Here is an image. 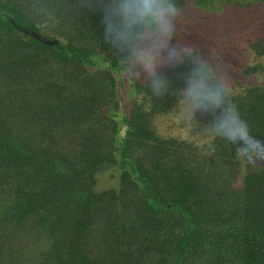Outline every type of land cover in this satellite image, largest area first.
<instances>
[{
  "label": "trees",
  "instance_id": "16d2710c",
  "mask_svg": "<svg viewBox=\"0 0 264 264\" xmlns=\"http://www.w3.org/2000/svg\"><path fill=\"white\" fill-rule=\"evenodd\" d=\"M73 3L0 0V264H25L21 242L31 264H264V156L238 159L214 137L201 159L157 136L142 106L124 114L103 13ZM251 48L264 58V39ZM188 70L160 74L181 88ZM145 89L152 113L179 103ZM231 96L264 141V83ZM212 119L197 113L202 128ZM108 166L120 185L99 192Z\"/></svg>",
  "mask_w": 264,
  "mask_h": 264
},
{
  "label": "clouds",
  "instance_id": "9594fccd",
  "mask_svg": "<svg viewBox=\"0 0 264 264\" xmlns=\"http://www.w3.org/2000/svg\"><path fill=\"white\" fill-rule=\"evenodd\" d=\"M73 9L79 16L86 11L103 13V41L118 53L126 77L143 75L153 96L176 97L193 118L197 113L210 114L213 119L203 132L236 145L238 159L264 156V141L252 135L241 117L222 67L204 61L193 46L171 44L182 15L177 0H74ZM177 64L189 66L181 88H174L167 75L160 74L165 65Z\"/></svg>",
  "mask_w": 264,
  "mask_h": 264
},
{
  "label": "rangeland",
  "instance_id": "374dc122",
  "mask_svg": "<svg viewBox=\"0 0 264 264\" xmlns=\"http://www.w3.org/2000/svg\"><path fill=\"white\" fill-rule=\"evenodd\" d=\"M181 9L177 36L171 41L172 45L193 46L199 50L201 58L214 68L219 64L230 80L232 95L242 94L246 89L264 83V58L258 57L251 48L252 44L264 39V2L189 0ZM103 67L105 66L101 68ZM254 67L260 68L248 71ZM117 77L124 114L134 104L142 106L149 113L157 136L183 142L191 150L195 148L201 159L212 154L214 137L203 132L197 116H190L182 102L179 101L176 107L167 112L152 113L150 96L145 89L147 81L143 75L141 79H132L119 73ZM119 178L117 166L102 167L97 177V191L118 188ZM18 244L23 247L20 255L27 254L23 261L31 264V259H34L31 252L34 248L25 247L26 242Z\"/></svg>",
  "mask_w": 264,
  "mask_h": 264
},
{
  "label": "water",
  "instance_id": "95a60500",
  "mask_svg": "<svg viewBox=\"0 0 264 264\" xmlns=\"http://www.w3.org/2000/svg\"><path fill=\"white\" fill-rule=\"evenodd\" d=\"M12 23L19 32L39 41L40 43H42L43 45L47 47L59 46V42L57 40L49 39L36 31L17 26L14 22Z\"/></svg>",
  "mask_w": 264,
  "mask_h": 264
}]
</instances>
